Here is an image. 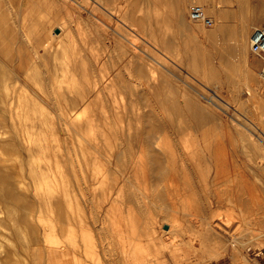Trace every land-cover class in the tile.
Wrapping results in <instances>:
<instances>
[{
	"label": "bare ground",
	"instance_id": "6f19581e",
	"mask_svg": "<svg viewBox=\"0 0 264 264\" xmlns=\"http://www.w3.org/2000/svg\"><path fill=\"white\" fill-rule=\"evenodd\" d=\"M34 1L37 2L38 0L37 1L34 0ZM56 1L58 0H42L43 3L49 5L50 7H51L50 4L51 3L53 4ZM63 1H65L67 5L68 3L75 2L80 7H82V9H80L81 12L83 10L89 12L91 20L89 21L86 17V21H89V23L91 22L94 28L101 30V32L106 34L108 37H110L109 34L111 30L115 31L120 35H123L125 32L122 31L124 30L122 29L124 25L127 26L129 25V27L136 34L142 36L140 38H143V36L146 37V35H142V33L144 34L146 32L149 33L150 37H152L151 36L152 13L149 11L152 10V8L151 9L149 8L152 7L149 6L150 2L152 3V0H93V1L71 0L72 2H70V0H63ZM174 1H173L174 5L172 9L174 19H176V22L178 21V19L180 21H185L189 5L191 4L190 3L191 0H174ZM4 2L6 1L4 0ZM10 2L12 1L10 0L9 3ZM32 5L35 6V3ZM98 5L102 6V8L104 9L103 14L100 13ZM49 6L47 7L49 8ZM53 7H55L54 4ZM75 9L73 12H75ZM6 10L9 12L10 9L8 10L7 8ZM62 10L63 7H59L58 10H56L51 15L56 19V21L57 20L59 21L58 23L59 26L58 24L56 26L60 30V33L58 32L59 33L58 36L60 37L58 41L55 40L56 42L54 41L56 37H54L55 35L52 33V30L54 28L50 32H46L44 23H42L41 21H39L38 23L36 21V27L40 28L43 31V33L40 35V38L44 40L45 44L47 45V49L43 51H34L33 53H27L26 56L29 59L27 61L29 62L28 64L25 65L23 64V62H21L22 61L21 59L23 58L21 56L22 54H19L20 63L12 62L13 64H11L10 60H8V57L6 56V53L0 51V216L2 213L6 214L9 216V219L13 220L14 222L18 221L20 226L21 225L28 226L31 228L32 234L25 235L26 239L24 238L25 240H27V244L25 246H28V248L26 249L25 247H23L22 246L23 244L20 245L23 247V249H26L25 251L28 253L29 257L31 258L30 260H33V264H37L39 262L38 261L39 251L41 252V247L38 246L39 249L38 251V249H36V247L33 246V242L35 240L39 241L41 237H45L47 234H49L48 228L46 229V231L42 232L43 226L48 225L46 224V218L50 219L52 223H55V220H58L62 224L60 235L65 238V243L57 242L56 244H54L53 237L49 235L46 236V240L48 238L47 240L48 244L50 243V245H48V247H50V250L47 251V255H46L49 261L45 264H55L54 261L51 262L50 258L51 255H54L55 253L57 254L58 252H60L62 255L60 260L62 261L66 257L65 255L66 253L63 252L62 248H67V247L69 248L70 251L68 253L69 254L68 264H159L158 262H156L157 252L155 251L156 254L155 252L152 253V243H155V241H157L158 239L160 240L159 241L160 243L163 242L160 245H165V247L172 244H168L167 243L168 240L164 242L166 240L164 239V235H165L163 234L164 231H162L163 233L159 232L157 234V230L152 226L154 223L153 221L158 222V220L152 221V219L156 218L153 217L159 210L155 213V210L152 211L153 209H151V211L154 212L153 213L154 215L151 216L152 218L151 219L149 218L150 216L147 214L148 212L149 214L151 213L150 206L154 205V202L156 201L157 204L158 200L160 202L162 200L164 203L170 204L169 206L172 207V205H174L175 203L177 205L178 203L177 201L187 203L188 200L186 199L189 197H193V198L195 197V200L197 197L200 198V194L203 192V190L206 192L209 189V186L205 185L206 183H208V181H206L207 177L205 175V171L207 170L205 171L201 170V166L204 165L206 167V165L203 164V162H205L206 160H208L209 162L214 161L216 166L215 178H217L218 176H224V174L230 175V173L231 175L232 174L236 175L238 177L236 178L238 181L240 177L241 180L239 182L237 181L239 183L237 189H241L242 191L241 198L244 199L243 196L244 194L246 193L248 194L249 191H250L249 193L253 192L252 190H249L250 188L249 178H248L249 176L248 177L246 176L248 175L247 174L248 172H246L245 170V167L248 164L245 163V159L248 160L249 158L250 159L253 158V156L249 157V155L251 154L249 155L246 154L249 153L248 151L246 152V150L251 145L254 144L253 143L254 140L250 142L247 141L245 133L243 132L236 134L230 130H221L220 132L219 131L217 132L215 130L210 129V130H201V132H199L200 131L199 130L197 131V133L194 132L195 135L193 133V135L190 136V134H192L191 132L190 134H188L187 138L186 136L184 137L186 139L183 138V135L182 136L178 135L179 139H176V135H175V140L177 141L176 143H174L175 140L173 141L171 137L168 136V130L165 121L163 119L164 116L166 115L164 111L166 109L168 110L171 105L174 108V110H176L177 112H180V110L182 111L184 109V107L182 108V104L185 105L184 103L186 102V98H185L187 97L185 96L186 94L184 93V95L182 96L180 94L183 92L180 93L172 92L175 93V95H173L175 96V98L174 97H173L174 99L171 98L172 104H169L170 101L162 97L160 101L162 102V104H160L161 107H159L160 109L156 108L157 106L155 108H152V102L156 103V101L155 99L151 101L149 97L155 98L152 95H154L156 91L157 93L160 91L161 95L157 94L158 95L157 96L155 94L157 98H160L159 96H162L163 94L161 91V87L163 86V84L162 82L160 83V81L157 82L156 81L157 78L154 75L153 76L156 79L152 78L151 76L152 72L151 73L144 72L145 70L142 69V65H139L138 63L141 60L137 61V63L134 66V68L136 67L137 69L135 68V70L133 71L132 68H130L133 71L132 74V72H130L129 70V72L132 74V76L129 75L130 76L129 78H131L130 80L127 76L128 73L126 74L127 77H125V75L123 74V71H125V69L123 70L120 67L118 68L117 65L114 63L113 67L115 66L116 69L118 68L117 70H115V72L113 71L112 73H110L111 71L109 70L110 74L107 75L103 71L108 76L107 77L104 74L105 78L107 77L106 79L105 78L103 79L107 81V83L105 84L97 83L98 79L94 78L96 77V72L100 69L99 65L103 68L104 65L103 63H105L106 61L105 60L106 57H104L106 54H104L103 56L101 54L102 52L101 53L97 52L99 54L96 53V55L94 56V52L91 51L93 53V54L91 53V56H93V58H91V57H83V55L85 56L86 52L85 54L83 53L82 55L81 54L79 55V51L77 50L74 52L72 51V53L71 51L69 52V50H66L63 53V51L61 50V52L65 55L63 60H61L60 57V60L58 61L60 51L58 54L57 52L58 50L57 51L52 50L58 48V46L55 47L54 43L56 45L58 43H61L62 41L65 40L66 36L68 38V34L69 36H72L70 35L72 34L70 32L73 30L71 28V25L73 24L72 22L73 20L72 21L70 20L71 14L68 11L69 16L67 17L66 15L63 14V12H61ZM10 11H11L10 13H12L10 16L16 14L17 16L15 15V17H18V19H16V22L18 23V25H20V23L22 25V23H24L23 18L25 17L24 15H22L23 20L20 19V14H21L20 9L15 8L14 10L15 12L13 10ZM50 11L51 9H49V12ZM27 12L28 11L24 13L27 14ZM31 13H33L35 16L34 11ZM46 15L47 14L40 15L41 17L38 19H41L43 18L42 16L45 17ZM75 16H77V14ZM50 20L49 22L47 21L48 24H50ZM128 22H131L132 25H130ZM85 24H87V22ZM18 25H16V27ZM222 25L220 27V31L221 33H225L226 28ZM242 25L243 23H241V28H239L238 30L235 26L234 28H236V30L232 29V31L234 30L235 33L232 34L235 35V37L233 36L234 39L235 38L237 39L235 40V44L238 41L237 47L239 46V40L243 38L242 44L244 45L245 50L247 51L246 48L247 43L246 44L244 43L246 41V38H248L250 29L249 27H244V25L243 26ZM136 26H138L140 30H137ZM20 27L21 26H19V28ZM125 29L127 31V28ZM134 32L133 34H135ZM18 33H20V31H18ZM130 33L132 34L131 31ZM108 37L107 40L109 39ZM113 37H115V35ZM150 37L148 36V38ZM33 38L34 36L32 37L31 35L29 36V39L31 40ZM119 38L121 39L115 38L118 43L120 40H122V36ZM133 38L131 36V39L133 41L130 40L129 38L127 39L131 43H133L136 40L135 38L134 39ZM115 39L112 40L115 41ZM97 40L96 43L102 41L100 39ZM136 42L134 44L138 46ZM125 43L123 42L120 44H125ZM53 45L55 48L53 47ZM126 45H124L123 48L128 47ZM143 45L145 48L146 44L143 43ZM234 46L236 47V45ZM223 47L225 48V46ZM244 47L242 49H244ZM128 48L130 49L132 47L129 46ZM147 48L150 47L147 46L145 49ZM215 48L218 51L222 50L221 47H215ZM89 49L87 51H89ZM102 49L104 50V48ZM102 49L101 51H103ZM106 49L108 50V48ZM150 49L152 50V46ZM238 49L239 47L236 48V51H238ZM83 50L80 52H84ZM136 52L138 53L139 51L136 50ZM77 53L79 58L82 57L83 59L82 58L79 59L75 57V54ZM109 54H111L110 51ZM119 54L121 55V57L123 56L122 53ZM136 54H129V57L127 56L130 59L128 60L126 58V61L132 62V63L130 62L131 64L127 62L129 65H133L135 63L132 60L134 58H137L135 57ZM142 54L143 52H141V55ZM154 55L156 56V54ZM245 55L247 56V54ZM139 57H141L142 61L146 60L145 56H143L144 59L142 56ZM110 58L112 57L110 56L109 59ZM121 59L123 60V58ZM219 60L226 61L224 54L221 53L219 55ZM243 60L244 62L248 61L247 58ZM213 62L214 61H212V63ZM150 63H151L150 65H152V62ZM120 65L122 66V63L119 64L118 66ZM124 65L127 64L125 63ZM124 65L123 67H125ZM147 67L151 68V66H147ZM245 67L246 65H244V68ZM248 67L249 65L246 68ZM249 68L246 69V73L244 72L247 77L252 76L251 70H249ZM153 69L156 68L154 67L150 70L152 71ZM102 70L100 69V71L98 72H101ZM98 72L97 74H99ZM104 75L102 74L103 77ZM94 79L96 82L92 81ZM138 80L139 81L141 80V83H143L144 85L143 89L141 87L142 89L141 94L137 92L138 96L142 97V99H145V95L142 92L143 90L145 94L149 95L148 102L146 103V105L148 106L144 105L145 109L146 107L149 108L148 111L144 110L145 112H143L142 114L141 112L143 109L141 108L142 110L140 114H137L138 115L137 120L138 121L143 120V118H145L147 115H149L151 118L153 114H156L160 122V124H158V127H160L161 129L160 134L157 135L156 138L154 137L155 139L154 138L152 139L154 135L152 132L153 130L152 128H149L148 130H146V133H144L143 130L145 129L143 130L139 129L137 131H133L131 129L132 126L129 129L128 128L129 125H128L127 133H118L116 132L115 129L113 130L112 134H114L113 135L114 143H112L113 140H111V137L108 136V134H106L105 129H104L105 133L100 131V129L98 130L102 132V134L103 133L106 134L103 136L101 135L102 136V137L100 136L101 138L92 135L91 131L93 132L94 128L96 130V127L99 126L98 124L100 123V122L98 123V120L99 118L102 117V116L99 117L98 107L96 106L97 104H99L100 97L102 96V95L100 96L103 90V88L101 87L109 84L112 89L114 87V89L117 90L115 86L116 87L119 86L118 88L120 87L123 88L124 86H126V84H130L131 86L132 82L133 85L136 84L134 82H139ZM96 83L99 84L101 87L99 86L100 88L98 89H96L97 87L94 88L93 86H95ZM117 83L119 85H117ZM109 85H107L106 88ZM140 85L142 86V84ZM133 86L134 89L137 87V85L136 86L133 85ZM106 88L104 89L105 91ZM111 88L109 89L108 87L107 89L112 91ZM122 88L119 90H121V92H126L124 91V88L123 89ZM164 88H162V90ZM128 89H130L129 92L131 93V95L136 93L137 91L136 90L137 88L135 89L136 90L135 92L133 91L134 89L133 90L131 88ZM165 90L167 91L166 88ZM174 90L175 89L172 88L171 91ZM138 91H140V89H138ZM121 92H119V94ZM214 92L217 94L216 90H214ZM165 93H168V91ZM169 93L167 95H170ZM177 93L180 96H177ZM117 94H118L117 92H113V94L111 92V95L114 100L116 99ZM121 95L123 97L122 93ZM163 98L164 100H162ZM142 99L140 100L142 101V103L145 104L146 101L144 102ZM189 99L187 97V101ZM140 100H133V101H135L136 103V101H140ZM129 101H131V99ZM117 102L115 100L116 103L115 105H117ZM111 103L112 102L109 103V107ZM135 103L133 102L132 105L133 104L135 105ZM140 103L141 102L137 104ZM112 105H113L112 107L115 108L114 109L115 111L110 110L111 115L116 114L118 116H121L124 113L128 112L125 111V109L123 110L120 108L121 104L115 107L113 102ZM126 105L123 106V108H126ZM132 105L130 106L131 108L134 107V105L133 107ZM193 105L190 103L188 105L189 108L187 107L188 110L192 111L195 109V107H197V105L196 106ZM100 106H101V102H100ZM102 107H106V105L105 106L103 105L100 108ZM109 107L107 106V108ZM137 107L139 108V105ZM134 108L131 109L133 112H135ZM104 109L106 110V108ZM194 111L196 112L197 109H195ZM163 112L165 115L163 114ZM197 113L199 115H197ZM197 113H196L197 115L196 123L198 124L204 121L206 117L204 112L202 111L201 113L199 112ZM160 114L162 116H160ZM116 115L115 118L118 119V116L116 117ZM208 115L209 114H207V121L211 119V116L209 117ZM106 116L105 118H107L108 120L109 117ZM111 117L113 118V116ZM208 117L210 118L209 120ZM150 118L148 119V121L152 119ZM107 120H102V123L103 121L107 123L108 122ZM118 121H120V119ZM207 121H205V123ZM150 122H152V120ZM108 124L104 126H107ZM119 124L122 125L123 123L119 122ZM147 124L150 123L148 122ZM113 125L118 129L120 128V126L119 127L117 126V123L116 125L115 124ZM137 126H141V125L138 124ZM101 128H102V124H101ZM109 130L110 132H112L111 129ZM100 140H102L103 144L105 143V145L107 146L105 147L102 143H100ZM124 140H127L128 141L127 144H131V146L130 145H129L130 147L126 146L124 144ZM255 144H257V141L255 142ZM124 145L126 147H124ZM252 147L253 146H251V148ZM258 148L256 147L257 151L259 150ZM239 150H241V154H242V150L243 151L245 150L246 153L243 152L244 157L240 155ZM253 150H250L252 151V154H253ZM109 151L111 155L109 154ZM260 151H258L257 154L258 157L256 156L257 159L259 158L260 155L261 157H263L262 155H264V154H260L259 153ZM210 171L211 170H209V172ZM209 174L211 175V172L208 173L207 176H209ZM220 179L222 180V178ZM203 180H205L204 182L206 183H202ZM217 180L218 179H215V182ZM212 181L213 179H211V182ZM206 196L209 195L206 194ZM151 198L152 200H150ZM202 198L204 199V197ZM245 198L247 199V196ZM189 201L190 202L192 201L194 204L193 199L192 200L189 199ZM223 201L221 200V202ZM163 202L161 204H164ZM191 203L190 205L189 202L187 203L189 205V206L186 205L187 209L189 211L191 209H194L193 212L199 211L200 213L199 210L200 203L198 202L194 205H192ZM155 205L153 208L156 209L157 205L156 207ZM184 205L183 207H185ZM162 207L165 208V205L164 206L162 205ZM203 208L205 209V202ZM160 210L162 214L158 213L157 216L159 215L162 216L163 211H165L164 209L163 210L160 209ZM165 212H167V209ZM174 212L176 213V210ZM178 212L180 213V209H178ZM181 212H183L182 208H181ZM193 212L191 210V213ZM46 213H51L52 216H49L48 218L45 216ZM167 213L165 214L169 216L168 215L169 213L168 214ZM210 214L212 215L213 213L211 212ZM145 215L147 216V218ZM181 215L183 216L188 214L186 213ZM195 215L192 216L191 214L189 218L194 217L195 219L196 218ZM167 216H165V218H167ZM177 216L173 215L170 222V228L169 230H167L174 235L177 232L181 233L180 231L176 230L178 228L176 226L179 225L180 227L181 225L179 224V222H181V219L179 221L178 219L179 216L178 217ZM162 220L163 218L161 219V221ZM207 220L209 221L210 219ZM166 221L168 222V218L166 219ZM197 221L198 220L196 219V222ZM150 222H152L151 225ZM192 222L193 221H191L190 223ZM192 224L189 225L192 227ZM208 224H209L208 228H206L207 226L205 227L207 230L205 229L206 231L204 233L203 238H200L202 237L203 233H198L200 229L198 231L193 229L195 232L197 231L196 233H193V236L194 235L196 236L197 233H198L197 236L201 234L199 239L196 236V239L193 240L194 245L199 246L200 245L199 240H201V244L206 243L205 246L204 245L201 246L205 247V249H208L206 245H209V243H211L209 241H214V237L216 240V236L219 234V231H217L218 229L216 230V225L214 224L213 219L210 220ZM216 224L219 223L216 222ZM182 226L180 228H182ZM202 229L200 231H202ZM2 232L3 231H0V233ZM183 233L185 234L186 232H182V236H184ZM216 233L218 234L216 235ZM60 235L57 234V240L59 239ZM181 238L182 237L180 235L178 239ZM185 242L186 241L182 243ZM189 242L191 241L189 240ZM175 244L179 246V244L176 243V241ZM186 244L188 243L186 242ZM190 245L191 244L188 245L189 248ZM17 246L19 245L17 244ZM162 247L163 248H161L160 246L159 248H161V250L160 249L159 250L163 253L162 256H164L166 259L165 262L167 261L168 264L170 263V261L173 260L179 262V260L176 259V255H178L179 257V255L181 254L180 253L175 254V252H177L176 249L178 248H176L174 250L175 252H173V250L168 251L166 249L169 246L166 248L164 246ZM185 247L187 248V245L184 246V248ZM186 248L184 250H186ZM200 248L201 247H198L199 251H201ZM156 250H158V248H156ZM184 250L182 251L184 252ZM16 251H18L16 250V245L13 246L0 245V253L5 252L6 258H8L7 257L8 254H13L16 256ZM23 251L21 252L23 253ZM21 252L19 251V253ZM191 252H193L192 248H191ZM185 253L186 255H188L186 251L184 252V254ZM194 254L196 255L195 250L193 255ZM184 257L186 256L184 255ZM184 257L182 255V258ZM182 258H180V260H183ZM58 264H62V262H58Z\"/></svg>",
	"mask_w": 264,
	"mask_h": 264
},
{
	"label": "rangeland",
	"instance_id": "374dc122",
	"mask_svg": "<svg viewBox=\"0 0 264 264\" xmlns=\"http://www.w3.org/2000/svg\"><path fill=\"white\" fill-rule=\"evenodd\" d=\"M5 1L6 2H4V0H0V51L6 53V56L8 57V60H10L11 64H13L12 62L20 63V60H19L20 55L19 54H22L21 56L23 58L21 59L22 60L21 62H23V64L26 65L29 63V62H27L29 60L26 56L27 53H33L34 51H43V50L47 49V45L45 44L44 40H42L40 38V35L43 33V31L40 28L36 27V21L38 23H39V21L44 23V26L46 28L45 29L46 32H50L54 28L52 30V33L55 35L54 37H56L54 39V41L55 40L58 41V39L60 37V36H58V34L60 33V30L58 29V27L56 25L59 23V21L58 20L56 21V19L51 15L56 10H58L59 7H63V10L61 12H63V14L66 15L67 17L69 16V13H70L71 14L70 20L71 21L73 20L72 21L73 24L71 23L73 25V26L71 25V28L73 30L70 32V33H72V34H70L72 36H69V34H68V38L66 36L65 40L62 41L61 43H58L57 45L54 43L55 47L58 46V48H55L53 45V47L55 49L51 48L52 50H56V51L58 50L57 51L58 54H59V51H60V54L62 53L61 50L63 51V53L66 50H69V52L71 51V53H72V51L74 52L77 50V51H79V55L80 54L82 55L83 53L85 54V52H86L85 56L83 55V57H91V58H93V56H91L92 52H94V56L96 55L97 52H100V53L102 52L101 54L103 56H104V54H106L104 56V57H106V59L104 58L106 61H105V63H103L104 65L101 64V65H103V68L99 65V68L101 70L102 69L103 70L101 72H98V71H100V69H99L97 71L99 74H97V72H96V77H98V78L94 77L95 79H98L99 82L97 81V83H99V84L100 83H103V84L107 83L106 80H103L105 78V75L106 74L108 75V74L112 73L113 71L115 72V70H117L119 67L123 70L125 69V71L122 70L123 74L125 75V77L128 76V78H129L130 77L129 75L132 76L133 71L136 68V67L134 68L135 64L137 63V61H140V60L141 61L138 63H139V65H142V69L145 70L144 72L145 73H151L152 72L151 73L152 78L153 79L157 78L156 79L157 82H159V81H160V83L162 82V84H163V86L161 87V91L163 93L162 96H159L160 98H157L156 95L157 94L161 95V92L159 91L157 93V91H156V93H155L156 95L155 94L152 95L155 98H152V97H149L148 94H145V92L143 90L142 92L145 95V99H142V97H139L138 93H137V92H139V94H141V90L144 88V85H143V83H141V80L140 81L138 80L139 82H134L136 84H133L135 86L137 85V87H136L137 89L135 88L137 91L133 88L134 87L132 85L133 82L131 83V86H130V84H126V86L123 87L124 91H126V92H121V90H119V89H121L122 87L118 88L119 86L118 87L115 86V88L117 90H115L113 87V89L115 90L114 91L111 88V86L109 84H107V85H109L108 86L109 89L110 88L112 89V91H110L109 89H107L108 87L106 88L107 85L106 86L104 85L101 87L99 84L96 83V85L93 86L94 88H96V87H97L96 89H98L100 87L103 88L102 93L100 94V96L101 95L103 96V99L101 96L100 102H101V106L106 105V107H102L103 109L100 108L101 107L100 102H99V104L96 105L98 107L99 117H101V116L102 117L104 116V117L99 118L98 123L99 122L100 123L98 124L99 126L96 127V130H95V128L93 129L94 134L91 131L92 135H94L95 137L98 136L99 138H101L103 135L108 134V136L111 137V140H113L112 143H114V139H113L114 134H112L114 129L118 133H127L128 128L130 129L132 126L131 129L133 131H137L139 129L140 130L145 129V130H143L144 133H146V130H148L149 128H152L153 129L152 132L154 134L152 139L154 137L156 138L157 135L160 134V130H161L160 127H158V124H160L158 116L156 114H153L151 117L152 119H151L150 116L147 115L145 118H143V120L138 121L137 120V117H138L137 114H140L142 109L143 110H142L141 114L143 112H145L144 110L148 111L149 107L148 108L146 107V109L144 108L145 107L144 105H146V103L148 102V97L150 98L151 101H153L154 99L156 101V103L152 102V108H155L157 106L156 108L160 109L159 107H161L160 104H162V102H160L162 97H164L168 101H170L169 104H172L171 98H173V97L175 98V96H173V95H175V93H172V92H178V93L183 92L180 95L183 96L185 93L186 94L185 96H187L188 99L191 98L187 101V97H185L187 103L183 102L185 105L182 104V108L184 107V109L182 111L180 110V112H177L176 110H174L172 105L171 106L169 105L170 106L169 109L168 110L166 109L164 111L166 115L163 112V114L165 115L163 119L165 121L167 130H168V136L171 137V139L173 141L175 140V135H176V139H179L178 135L179 136L183 135V138L185 136L187 138L188 134H190L191 132H192V134H190V136H192L194 132L197 133V131H199V130H200L199 132H201V130H210V129L215 130L217 132L218 131L220 132L221 130H230L236 134L243 132V133H245L247 141L250 142V141L254 140L253 141L254 144L257 141L258 145L255 144L256 145L255 146L253 144V145H251V146H253L252 148L250 146L246 150V152L248 151L249 153H246L245 150L244 151L242 150V154H241V150H239L240 155L243 157H244L243 152H245L248 155L251 154V155H249V157L253 156V158L251 157L252 159H250V158L248 159L249 161L247 159H245V163L248 164L245 167V170H246V172H248L247 173L248 175H246V176L247 177L249 176L248 177L249 178V187L251 188V189L249 188V190H252L253 192L249 193L250 192L249 190H248L249 191L248 194L245 192L246 194L243 195L244 199L241 198L242 197L241 189H237L238 188L237 186L239 184L238 182L241 180L240 177H239V181H238L236 179L238 177L236 175H233V174L231 175V173H230V175L224 174V176L227 175L226 177L218 176L217 178H215V174H216L215 163H214V161L209 162L208 160H206L205 162H203V164H205L206 167L204 165L201 166V170H203V171L207 170L208 171V172L205 171V175L208 178V179L206 178V181H208V183L204 182L205 180L202 181V183H206L205 185L209 186L208 191L205 192L203 190V192L201 193L203 196L200 194V198L197 197L196 200H195V197L194 198L189 197L186 199V200H188L189 205L192 202V201L190 202L189 199H191V200L193 199V201L195 200L194 204L199 202L200 203V209H199L200 213H199V211L198 212L195 211L196 212V215H195V212H193L194 209H191L193 212V213H191V210L189 211L187 209V206H186V205H188L187 204L188 202L187 203L185 202L186 203L185 204L184 202L177 201L179 204L178 203H177V205H176V203L174 205L171 204L172 207H170L169 206L170 204L164 203L162 200L160 202L157 199L159 204L158 203L156 204L157 201L155 200L156 202H154V205L156 204L157 207L155 205V207H156V209H155V208H153L154 205L150 206V211H151V209H153L152 211L155 210V213L158 210L159 211L155 215L153 214L154 212H152V211L150 214H149V212L147 214L150 216V217L148 216L149 218H151V216H153V215H154L153 218L156 217L155 219L151 218L152 221L158 220V222L153 221L154 223L152 225L157 230V234L159 232L161 233L162 231H164V233L162 232L163 234H165L164 239H166V240L164 242H166L168 240L167 243L172 244V245L167 244L169 247L166 246V247H168V248H166L165 245H160L163 242L160 243L159 242L160 240H158V239H157V241H155V243H152V253H154L155 251L157 252L156 262H158L159 264H168L167 261L165 262L166 259L164 256H162L163 253L160 251L161 248H163L162 246H164L168 251L173 250V252H175L174 250L176 248H178V249H176L177 252H175V254L180 253L181 254V255H179V257L181 256L180 258H182V255H183V257H184V255L186 257L188 256L187 258L184 257L186 259L182 258L184 260L183 261V260H180L178 255H176V259H178L179 262H176L175 260H173V261H170L169 264H174V263L175 264H183V263H186V264H264V158H263L264 155H262L263 157H261V155H260L259 158L257 159L258 151L261 150L259 153L264 154V79L260 75V70L263 66L264 60L262 58H260L259 56H257L254 52H252V50L250 48V39H251V35H252L255 27L258 25L264 24V0H191L190 1L191 4L189 5L188 12L186 14V20L180 21L178 19V21H179V22L177 21L178 23L176 22V19H174V15H173V11H172L173 5L175 2L174 0H152V3L150 2V5H149V6H152V7H149L150 9L152 8V10H149L152 13V35H151L152 37H150L149 33L146 32L144 34L142 33V35H146V37L143 36V38H140L142 36H140L139 34H136L129 27V25L128 26L124 25V27L127 28V31L124 27L123 28L121 27L122 29H124V30H122L123 32L124 31L126 33L128 32L127 34L124 32L123 35H120V34L116 33L115 31L111 30L110 34H109L110 37H108L106 34L101 32V30L94 28V26L91 22L89 23V21L91 20L89 12H87L85 10H83L81 12L80 9H82V7H80L75 2L68 3V5H67V3L65 1H63V0L59 1L58 0V1L53 3L55 5V7H53L52 3L50 4L52 7L51 8L49 5L43 3L42 0H38V1L36 0L37 2H35L34 0H11L12 2H10V3H9L10 0H5ZM40 1H41V4H40ZM91 1H93V0H91ZM17 2H19V3H17ZM70 2H72V1L70 0ZM34 3H35V6L32 5ZM194 3H200V4L205 6L206 12L208 13V15H210L211 17L214 18L215 22L212 26H205L202 22L195 21V20L190 18V9ZM72 4H74V5H72ZM10 6H12V7H10ZM47 6H49V8ZM7 8H8V10L10 9L13 11L15 10V8L20 9V12H21L20 19H22V15H24V17H25V18H23L24 23H22V25H21V23H20V25H18V23L16 22V19H18V17H15L16 14L10 16L12 13H10L11 12L10 10L8 12L6 10ZM11 8H13V9H11ZM29 8L30 9L33 8V9H31V11H30ZM68 8H69V10H68ZM98 8L100 10V13L103 14L104 9L102 8V6L98 5ZM49 9H51L50 12H49ZM74 9H75V12H73ZM35 10H36V12H35ZM26 11H28L27 12L28 15L25 14ZM29 11H30V13H29ZM33 11L35 13V16L33 13H31ZM68 11H69V13H68ZM45 14H47L46 15L47 17L42 16L43 18L38 19L41 17L40 15H45ZM76 14H77V16H75ZM78 14H79V16H78ZM30 15H31V17H30ZM74 16H75V18H74ZM14 17H15V19H14ZM86 17L89 21H86ZM51 18H53V19H51ZM33 19H34V21H33ZM10 20H12V21H10ZM13 20H15V21H13ZM49 20H50V24H48ZM13 22L15 23V25ZM86 22H87V24H85ZM128 23L130 25H132L131 22H128ZM241 23H243V25L245 24L244 27H249L250 31L248 34V38H246V41H248V42L245 41V43H244V44L247 43L246 44L247 51L245 50V47L242 44L243 38H241L239 40V46H238L239 47V49H238L239 53H238V51H236V48H238L237 47L238 41L235 44V40H237V39L236 38L234 39L235 35H233V34L235 33V31L233 30L234 31L233 32L232 29L236 30V28H237V30H238L239 28H241ZM7 24H8V26H7ZM54 24H55V26H54ZM220 24L221 25L223 24L222 26H224L226 28L225 33H221V31H220L221 25ZM16 25H18V26L16 27ZM23 25H25V26H23ZM19 26H21V27L19 28ZM58 26H59V24H58ZM235 26H236V28H234ZM136 28H137V30H140L138 26H136ZM19 29H21V30H19ZM129 30L132 32V34L130 33ZM229 30H231L232 32ZM18 31H20V33H18ZM133 32L135 34H133ZM213 33H214V35H213ZM30 35H31V37L34 36V38L32 40L29 39ZM114 35H115V37H113ZM121 36H122V40H120V41H123L124 43L126 42L125 44H120L123 42H120L119 40H118L119 43L117 42L116 39H121V38H119ZM131 36H132V38L134 37L137 40V42H139V43H137L135 40V42L138 46H136L134 44L135 42L131 43L127 39V38H129L130 40H132ZM148 36L150 38H148ZM107 37L109 38L108 40H107ZM104 38H106V39H104ZM110 38H111V40H110ZM97 39H100L102 41H99L100 43L99 42L96 43ZM112 39H115V41ZM138 39H139V41H138ZM109 40H110V42H109ZM86 41H87V43H86ZM84 43H85V45H84ZM143 43L146 44V47L149 46L151 48V46H152V50L150 48L145 49L146 47L144 48ZM128 44L130 47L133 48V49L130 48L132 51L128 48L129 47ZM106 45H107V47H106ZM124 45H126L128 47L123 48ZM234 45H236V47ZM133 46L136 48V50H138L140 52V54H139V52L138 53L136 52V50ZM223 46H225V48ZM90 47L92 49L93 48L94 49L92 50ZM101 47L104 48V50ZM105 47L108 48V50ZM215 47H221L222 50L218 51V50H216ZM243 47H244V49H242ZM125 48L128 50V52ZM88 49H89V51H87ZM101 49L103 51H101ZM123 49H124V51H123ZM82 50L84 52H80ZM106 50L108 53L106 52ZM143 50L146 51L147 53L144 52ZM109 51L111 54H109ZM122 51L127 53V54L123 53ZM141 52H143L142 55H141ZM63 53L61 55L59 54L58 61L60 60V57H61V60H63L64 55H65ZM119 53H122L123 56L121 57V55ZM136 53L139 55H137ZM153 53L156 54V56ZM221 53L224 54L226 61L219 60V55ZM244 53L247 54V56ZM97 54H99V53H97ZM129 54H136L135 57H137V58H134V59L132 58L133 59L132 61L135 62L133 65L128 64L131 61H129V62L126 61V58L128 60L130 59V58H128ZM238 54H239V56H238ZM9 55H11V56H9ZM148 55H150V56H148ZM243 55H245L246 57ZM110 56L112 57V58H110L111 60L109 59ZM139 56H142V57L145 56L146 60L142 61L141 57H139ZM75 57L79 58L78 53L75 54ZM80 58H82V57H80ZM121 58H123V60ZM246 58L249 61L248 62L245 60L248 64L246 62H244V60H243ZM143 59H144V57H143ZM113 60H114V62H113ZM121 60H122V62H121ZM148 60L150 62H152V65H150L151 63ZM145 61H146V63H145ZM212 61H214V62L212 63ZM111 62H113V63H111ZM124 62L131 67L124 65L125 64ZM114 63L117 65V67H118L117 69L115 66L113 67ZM121 63H122V66L121 65L118 66ZM243 64L246 65V67L249 65L250 68L249 67L248 68H249V70H251L252 76H250V75H249L250 77L246 76L245 73H246V69H248V68L245 67L246 68L245 69ZM123 65L126 68L123 67ZM139 65H136V66H139ZM147 66H151V68L150 67L148 68ZM154 67L156 69H153L151 71L150 69H152ZM130 68H132L133 71ZM109 70L111 71L110 73H109ZM129 70H130V72H132V74L129 72ZM124 72H126V73H124ZM127 73H128V75L126 76ZM102 74L103 75L105 74L104 77L102 76ZM244 74H245V76H244ZM98 75L102 76L103 78L98 76ZM95 79L92 81H95ZM130 79L131 78H129V80ZM139 83L142 84V86ZM117 85H119V84L117 83ZM104 87L106 88V91L104 90L105 89ZM141 87H142V89H141ZM164 87L167 89L168 93L170 92L169 93L170 95H167L168 93H165L167 91L165 90ZM128 88H131V89L133 88L134 90L133 89L132 90L134 92L136 91V93L131 95V93L129 92L130 89H128ZM162 88H164V89L162 90ZM172 88L175 90L171 91ZM176 88H178V89H176ZM138 89H140V91H138ZM176 90H178V91H176ZM214 90H216L217 94L214 92ZM118 91L123 94L124 98L122 97L121 93L119 94ZM111 92H112V94H113V92L118 93L117 97L115 99L116 102L119 101V102H117V105H115L116 103H115V100L113 99V97L111 95ZM104 93H105V95H104ZM143 93H142V95H143ZM178 93H177V96H180V95H178ZM128 96L129 97L133 96L134 98L133 97L129 98ZM167 96H168V98H167ZM136 97H137V99H136ZM169 97H170V99H169ZM111 98L114 101H112ZM139 98L142 99L144 102L146 101L145 104L142 103V101ZM143 98H144V96H143ZM164 98L162 100H164ZM108 99H110V100H108ZM128 99L129 100L131 99V101H129ZM133 100H140V101H136V103H135V101H133ZM190 100H191V102H190ZM132 101L135 103V105L134 104L133 105L136 109L133 107ZM102 102H103V104H102ZM110 102H112V103L110 104V107H109ZM113 102H114L115 107L119 106L121 104L120 108L123 110L125 109V111H128V112L124 113L121 116H118L116 114L111 115L110 114L111 111L115 109L114 107H112ZM139 102H141V103L137 104ZM188 102H190L192 105L195 104L193 106L197 105L198 108L195 107V109H197L196 112L194 111L195 109L192 111L188 110V108H189L188 105L190 104ZM106 103H108V104H106ZM129 103H131V104H129ZM154 104H156V105H154ZM125 105H126V108H123V106H125ZM131 105L134 108V111L136 113L131 110V109H133L130 107ZM138 105H139V108L137 107ZM107 106L109 108H107ZM146 106H148V105H146ZM104 108H106V110ZM103 110H105L106 112ZM193 111H194V113H193ZM201 111L204 112L206 119L197 124L196 118H197V115H199L197 112L201 113ZM102 113H104V114L107 113L106 115L109 117V119L111 118L110 122H109V119L107 120V118H105L106 115H104ZM196 113H197V115H196ZM132 114H135V115H132ZM207 114H209L208 115L209 117L211 116V119L208 117V120L210 119L209 121H207ZM115 115H116V117L118 116V119L115 118ZM111 116H113V118ZM160 116H162V115L160 114ZM120 117H122V118H120ZM149 118L152 120V122H150L151 120L148 121ZM100 119H101V121H100ZM119 119H120V121H118ZM102 120H107L108 122L106 123L105 121H103V123H102ZM129 121H131V122H129ZM205 121H207L208 123L207 122L205 123ZM115 122L117 123L118 127L120 126L119 129L113 125V124L116 125ZM119 122L123 123V124L120 125ZM148 122L150 124H147ZM101 124H102L103 129L101 128ZM106 124H108V125L104 126ZM138 124L141 126H137ZM113 126H114V128H113ZM127 126H128V128H127ZM107 127H110V128H107ZM99 129L102 132H104V129H105L106 134H104L105 132L102 134V132L98 131ZM109 129H111L112 132H110ZM194 135H195V133H194ZM190 136H189V138H190ZM186 138H184V139H186ZM176 141L177 140H175L174 143H176ZM100 143L103 144V141L100 140ZM127 143H128V141L124 140V144L126 146L130 147L131 144H127ZM103 145L105 147L107 146V145H105V143ZM125 145H124V147H126ZM258 146H259V148H258ZM256 147L259 149L258 151H257ZM249 149L250 150L254 149L253 154H252V151H250ZM109 154L111 155L110 151H109ZM245 158H247V157H245ZM260 158H262V159H260ZM260 163H262V164H260ZM212 169H213V171H212ZM260 169H261V171H260ZM209 170H211L210 171L211 175L209 174V176H207V174L210 173ZM204 178H205V176H204ZM220 178H222V180ZM211 179H213L212 182H211ZM215 179H218L216 181L217 183L215 182ZM215 187H217V188H215ZM212 192H214V193H212ZM206 194H208L209 196H206ZM233 196H235V197H233ZM246 196H247V199L245 198ZM202 197H204V199ZM197 199H198V201H197ZM201 199H202V201H201ZM207 199H208V201H207ZM220 199L222 201L223 200L224 201L221 202ZM150 200H152V198ZM214 200H216V201H214ZM162 202L164 204H161ZM202 202H203V204H202ZM204 202H205V209L203 208ZM215 203L218 205V207ZM191 204L194 205L193 202ZM150 205H151V203H150ZM162 205L163 206L165 205V208L162 207ZM183 205L185 207H183ZM208 205L210 206V209H209ZM220 205H221V207H220ZM167 207H169V208H167ZM213 207L215 210L213 209ZM181 208H182L183 212H181ZM188 208H191V207H188ZM160 209H162V210L164 209L165 211L167 209V212L169 210V212H168L169 214L167 212L163 211L162 216L161 215L157 216L158 213L162 214ZM178 209H180V213L178 212ZM202 209H203V211H202ZM206 209H208V210H206ZM212 209L215 212H213ZM175 210H176L177 214L174 212ZM209 210H210V213L211 212L213 213L212 215L209 213ZM164 212L167 213L169 216H167ZM186 213L189 216L183 215L184 216L183 217L181 215V214H186ZM164 214H165V216H167L168 222L166 221L167 218H165ZM191 214H192V216L195 215L196 218L195 219H194V217L189 218ZM173 215H175V216L178 215L179 217L178 216L177 217H178L179 221L181 219V222H182V223L179 222V224H181L180 227L183 225L182 228H180L179 225L176 226V227H178L176 230L180 231L181 233H179L177 231H176L177 233L176 232L175 233L177 235L180 234L182 238L187 239V240H184L181 238L182 240L186 241L188 244H186V242L182 243L184 241H182L181 239H178V237L180 235L177 236L175 234L177 236L176 237L174 234L167 231L170 228V222H171V218L173 217ZM180 215H181V217H180ZM45 216L49 218V216H52V214L46 213ZM160 217H161V219L163 218L162 221H161ZM146 218H147V216H146ZM182 218L186 219L187 221L182 219ZM196 219L198 220L197 222H196ZM207 219H210V220L213 219L214 224L216 225V230L218 229L217 231H219V234L220 233L221 234L219 235L218 233H216V235L218 234L217 236H219V237L216 236L217 241L215 240V237H214V241H209V242H211V243L213 242V243L212 244L209 243V245L211 244L210 246L206 245V247H208V249H205V247H203L201 245L205 246L206 243L201 244V240H199L200 245L197 246V245L193 244V240L196 239V236L198 235V233H203L202 237H200L201 234H199V236H197L198 239H199V237L203 238L204 233L207 230L206 228H208V226H209L208 222L210 220L208 221ZM191 221H193L192 223L194 225L192 223H190ZM216 222L219 224H216ZM151 223L152 222H150V225H151ZM168 223H169V225H168ZM185 223H187V224H185ZM46 224H48V225L43 226L42 232L46 231V229L48 228L49 234H47L46 236L49 235V236L53 237L54 244H56L57 242L58 243H65V238L60 235L62 224L58 220H55V223H52V221L50 219H47V218H46ZM189 224H192V227ZM166 225H168V227H166ZM184 225H185V227H184ZM181 229H182V231H181ZM193 229L197 230V231L199 229L200 230L202 229V231H204V232L199 230L200 232L198 231L197 235L196 236L194 235L195 236V238H194L193 233H196L197 231L195 232ZM0 231H3L2 233H0V245H4V246L16 245V250H18V251H16V256H18V257H16L13 254H8V256H7L8 258H6L5 252L0 253V264H33V260H30L31 258L29 257L28 253L25 251L28 248V246H25L27 244V240H25L26 239L25 235H31L32 234L31 228L28 226H22V225L20 226L18 221L14 222L13 220L9 219L8 215L2 213L0 216ZM165 231L169 234H167ZM182 232H186L185 234L183 233L184 236H182ZM257 232H259L260 234ZM57 234L60 235L58 240H57ZM222 235H224V236H222ZM46 236L41 237V239L39 241L35 240L33 242V246L36 247V249H38V246L41 247V252L38 249V251H39L38 261L39 262L37 264H45L49 261V259L46 257V255H47V251L50 250V247H48V245H50V243L48 244V242H47L48 238L46 240ZM169 237H170V239H169ZM171 237H172V239H171ZM173 238H176V239L180 240L181 242L176 240V239H173ZM217 238H220V239H217ZM188 239L191 242H189ZM211 240H213V239H211ZM175 241H176V243L179 244V246L177 244H175ZM17 244L19 246H17ZM20 244L21 245L23 244L22 246L25 247L26 249H23V247ZM189 244H191L190 248L188 247ZM186 245H187V248L185 247L186 250H184L185 249L184 246H186ZM160 246H161V248H159ZM196 247H197V249H198V247H201L200 248L201 251H204L205 253L199 251V249L197 250ZM156 248H158V250H156ZM191 248H192L193 252H191ZM62 250H63V252L66 253L65 255H66L67 259L65 257L62 261H60L62 255L60 252H58L57 254L55 253L54 255H51V258H50L51 262L54 261L55 264H58V262H62V264H68L69 263V261H68L69 260V254L68 253L70 252L69 248L68 247L62 248ZM182 250H184V252L186 251L188 255H186V253L184 254V252ZM194 250H195L196 255L195 254L193 255ZM19 251L20 252L23 251V253L21 252L22 253L21 254V253H19ZM156 252H155V254H156ZM17 254H19V255H17ZM42 262H44V263H42Z\"/></svg>",
	"mask_w": 264,
	"mask_h": 264
},
{
	"label": "built area",
	"instance_id": "2783aa9c",
	"mask_svg": "<svg viewBox=\"0 0 264 264\" xmlns=\"http://www.w3.org/2000/svg\"><path fill=\"white\" fill-rule=\"evenodd\" d=\"M190 18L202 22L205 26H212L214 18L208 15L204 5L194 3L190 9ZM250 48L257 56L264 60V24L255 27L251 39ZM260 75L264 79V62L260 70Z\"/></svg>",
	"mask_w": 264,
	"mask_h": 264
},
{
	"label": "water",
	"instance_id": "95a60500",
	"mask_svg": "<svg viewBox=\"0 0 264 264\" xmlns=\"http://www.w3.org/2000/svg\"><path fill=\"white\" fill-rule=\"evenodd\" d=\"M166 227H168V225H166Z\"/></svg>",
	"mask_w": 264,
	"mask_h": 264
}]
</instances>
